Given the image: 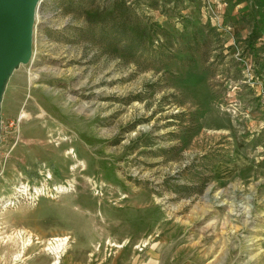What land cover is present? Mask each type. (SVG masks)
<instances>
[{
	"label": "rangeland",
	"instance_id": "rangeland-1",
	"mask_svg": "<svg viewBox=\"0 0 264 264\" xmlns=\"http://www.w3.org/2000/svg\"><path fill=\"white\" fill-rule=\"evenodd\" d=\"M0 264H264V0H41Z\"/></svg>",
	"mask_w": 264,
	"mask_h": 264
},
{
	"label": "water",
	"instance_id": "water-1",
	"mask_svg": "<svg viewBox=\"0 0 264 264\" xmlns=\"http://www.w3.org/2000/svg\"><path fill=\"white\" fill-rule=\"evenodd\" d=\"M41 0H0V101L12 71L32 55L34 17Z\"/></svg>",
	"mask_w": 264,
	"mask_h": 264
},
{
	"label": "trees",
	"instance_id": "trees-1",
	"mask_svg": "<svg viewBox=\"0 0 264 264\" xmlns=\"http://www.w3.org/2000/svg\"><path fill=\"white\" fill-rule=\"evenodd\" d=\"M114 2H118V0H113ZM113 17V16H112ZM112 17H103V19L102 20H100L99 22L98 21H96L97 22V24L99 25V26H97L98 28L100 27V25L103 23H106L107 25H111V31H117V30H119L120 29V25L121 24H124V23H121L120 25H119V23L118 22H116V21H114V18H112ZM94 21V22H95ZM162 31V30H161Z\"/></svg>",
	"mask_w": 264,
	"mask_h": 264
}]
</instances>
